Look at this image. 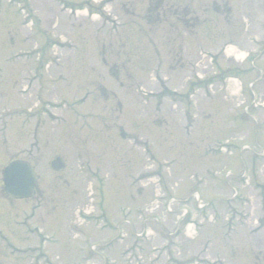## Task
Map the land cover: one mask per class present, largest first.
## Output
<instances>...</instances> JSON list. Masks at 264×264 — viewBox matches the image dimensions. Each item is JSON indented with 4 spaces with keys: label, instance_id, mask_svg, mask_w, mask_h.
Masks as SVG:
<instances>
[{
    "label": "rangeland",
    "instance_id": "374dc122",
    "mask_svg": "<svg viewBox=\"0 0 264 264\" xmlns=\"http://www.w3.org/2000/svg\"><path fill=\"white\" fill-rule=\"evenodd\" d=\"M258 1L0 0V234L21 250L0 238V264H127L142 230L143 264H264V110L242 109L236 75L187 95L247 53ZM11 159L38 175L27 199L3 191ZM181 214L196 226L167 250Z\"/></svg>",
    "mask_w": 264,
    "mask_h": 264
},
{
    "label": "water",
    "instance_id": "95a60500",
    "mask_svg": "<svg viewBox=\"0 0 264 264\" xmlns=\"http://www.w3.org/2000/svg\"><path fill=\"white\" fill-rule=\"evenodd\" d=\"M60 160L52 162L55 170L62 167ZM37 179L33 168L26 161L15 160L10 162L2 173L4 190L14 198H27L34 194V185Z\"/></svg>",
    "mask_w": 264,
    "mask_h": 264
},
{
    "label": "bare ground",
    "instance_id": "6f19581e",
    "mask_svg": "<svg viewBox=\"0 0 264 264\" xmlns=\"http://www.w3.org/2000/svg\"><path fill=\"white\" fill-rule=\"evenodd\" d=\"M242 54H240L239 56H241Z\"/></svg>",
    "mask_w": 264,
    "mask_h": 264
},
{
    "label": "flooded vegetation",
    "instance_id": "af4514ba",
    "mask_svg": "<svg viewBox=\"0 0 264 264\" xmlns=\"http://www.w3.org/2000/svg\"><path fill=\"white\" fill-rule=\"evenodd\" d=\"M99 202H101V201H99Z\"/></svg>",
    "mask_w": 264,
    "mask_h": 264
}]
</instances>
